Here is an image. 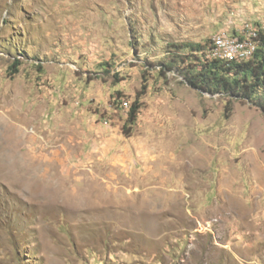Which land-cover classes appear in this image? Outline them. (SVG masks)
Here are the masks:
<instances>
[{
    "label": "rangeland",
    "instance_id": "rangeland-1",
    "mask_svg": "<svg viewBox=\"0 0 264 264\" xmlns=\"http://www.w3.org/2000/svg\"><path fill=\"white\" fill-rule=\"evenodd\" d=\"M256 21L264 0H0V264H264V113L190 87L172 46Z\"/></svg>",
    "mask_w": 264,
    "mask_h": 264
},
{
    "label": "trees",
    "instance_id": "trees-1",
    "mask_svg": "<svg viewBox=\"0 0 264 264\" xmlns=\"http://www.w3.org/2000/svg\"><path fill=\"white\" fill-rule=\"evenodd\" d=\"M256 28L254 40L256 47L253 55L247 59L226 60L208 56L207 51L211 44L213 45L211 39L205 44L200 42L173 44L178 51L188 50V55L180 56L179 60L184 63L177 70L182 80L201 92L247 101L264 113V29L259 25ZM238 39L242 40V37ZM174 63L169 62L164 64V67L167 70L178 67L174 66ZM19 66L20 60L16 58L7 68L9 75L16 74ZM142 89H146V86L143 85ZM141 93L137 94L123 123L122 131L126 136L129 135L130 127L136 120Z\"/></svg>",
    "mask_w": 264,
    "mask_h": 264
},
{
    "label": "bare ground",
    "instance_id": "bare-ground-1",
    "mask_svg": "<svg viewBox=\"0 0 264 264\" xmlns=\"http://www.w3.org/2000/svg\"><path fill=\"white\" fill-rule=\"evenodd\" d=\"M241 35L242 33H240L237 36L232 35L231 37L240 38ZM255 37H256V32H251L250 38L244 40H239V39L233 40L229 38L218 37V38H214L213 41V37H212L213 45L211 44V47L208 49L207 54L210 57L221 58L226 60L247 59L253 55L254 49L256 47L254 41ZM230 44H237V47H240V51H246V52H236V53H230L224 55V50L222 49Z\"/></svg>",
    "mask_w": 264,
    "mask_h": 264
},
{
    "label": "built area",
    "instance_id": "built-area-1",
    "mask_svg": "<svg viewBox=\"0 0 264 264\" xmlns=\"http://www.w3.org/2000/svg\"><path fill=\"white\" fill-rule=\"evenodd\" d=\"M255 29V28H254ZM213 37H227V35H222V36H215L213 35ZM247 37H245L246 39ZM222 50H224V55L225 54H230V53H236V52H246V51H240V47H237V44H230L226 47H224ZM124 105L128 106V104L126 103V101H124Z\"/></svg>",
    "mask_w": 264,
    "mask_h": 264
},
{
    "label": "crops",
    "instance_id": "crops-1",
    "mask_svg": "<svg viewBox=\"0 0 264 264\" xmlns=\"http://www.w3.org/2000/svg\"><path fill=\"white\" fill-rule=\"evenodd\" d=\"M255 23H256V26L259 25L262 29H264V21H263V23H261V24L259 23V21H256ZM237 25H238V24H237ZM237 29L239 30L238 33L240 34V32H241L240 28H237Z\"/></svg>",
    "mask_w": 264,
    "mask_h": 264
}]
</instances>
